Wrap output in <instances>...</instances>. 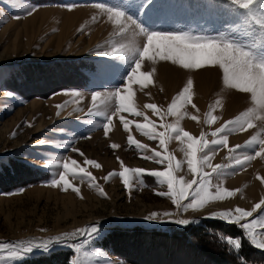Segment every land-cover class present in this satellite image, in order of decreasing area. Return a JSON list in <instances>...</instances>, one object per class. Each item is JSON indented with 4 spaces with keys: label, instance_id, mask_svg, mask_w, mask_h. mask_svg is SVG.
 Returning <instances> with one entry per match:
<instances>
[{
    "label": "rangeland",
    "instance_id": "374dc122",
    "mask_svg": "<svg viewBox=\"0 0 264 264\" xmlns=\"http://www.w3.org/2000/svg\"><path fill=\"white\" fill-rule=\"evenodd\" d=\"M101 2L107 7L99 8ZM108 7L125 13L120 18L123 31ZM128 16L149 31L224 38L264 59V0H257L250 10L232 0H0V179L4 185L0 184V244L6 245L0 246V264H18L58 250L69 251L70 264H211L206 253L217 259L214 249L219 251L220 245L238 251L236 239H243L264 263V249L256 247L239 225L208 218L236 207L251 211L261 203V209L241 223L250 224L258 242L264 240V155L254 156L258 146L248 145L252 136L264 140V121L254 118L255 127L227 133V146H214L209 153L213 166H223L212 175L209 193L215 195L219 186L235 195L210 200L203 208L184 211L169 196L159 195L168 192L167 185L151 175L130 173L127 188L119 175H110L122 171V163L148 172L163 171L165 165L151 159L154 152H162L172 157L174 167L180 164L174 175L193 179L185 157L186 140L181 142L172 133L165 152L158 140L136 128L137 123L147 125L145 131H163L159 125L170 124L198 140L203 136L211 145L213 139L222 138L213 137V132L248 109H255L256 116L264 115L250 93L223 83L218 65L184 69L159 59L141 62L140 71L152 73V83L146 87L131 83L134 111L113 115L117 107L113 94L120 88L127 95L124 84L134 66V57L118 50L146 42ZM74 63L83 64L87 75L80 86L65 80L72 76L67 67ZM185 87H189L191 103L179 116L166 115ZM94 93H100L95 102ZM148 104L157 105L159 114ZM107 116L112 123L106 135ZM121 117L130 122L127 129ZM152 124L157 128L152 129ZM129 135L146 149L130 146ZM112 144L120 147L113 149ZM201 155L198 151V159ZM86 159L101 167L86 164ZM237 159L243 163L237 165ZM72 160L93 177H68L79 193L50 183L53 177L58 179L63 163L71 165ZM13 162L22 166L16 171ZM25 167L33 170L31 179ZM204 171L211 173V168L206 166ZM190 202L191 198L181 199L180 205ZM153 212L156 219H146ZM180 219L192 222H174ZM205 221L234 226L240 235L207 228ZM90 226H97L98 233L77 231ZM200 227L210 236L205 243L209 248L189 235ZM153 230L178 237L169 239Z\"/></svg>",
    "mask_w": 264,
    "mask_h": 264
},
{
    "label": "snow or ice",
    "instance_id": "6c2138e0",
    "mask_svg": "<svg viewBox=\"0 0 264 264\" xmlns=\"http://www.w3.org/2000/svg\"><path fill=\"white\" fill-rule=\"evenodd\" d=\"M232 2L242 9L250 10L254 7L257 0H232ZM97 6L101 9L107 7L102 2L98 3ZM69 7L72 6L70 5ZM107 10L110 13H114L115 23L121 24V30L123 31L125 25L121 23L120 18L123 17L125 13L111 7H108ZM109 18L113 19L112 16ZM127 19L131 22V24L139 28L140 32L146 37V42L143 43L142 47H131L118 50L121 51L122 55L130 53L134 57V66L132 67L130 74L126 78V83L124 84V92H126L127 95L122 94L120 88L116 89L113 94L117 102V107L115 112H113V115L122 110H126L130 113L134 111L131 104V83L134 81L142 87H146L148 84L152 83V73L140 71L141 62L144 60L155 62L157 59L162 61H171L172 64H178L184 69H200L206 65H218L223 71V83L241 93H250L252 100L258 105L260 111L264 112V59L257 58L249 50H245L239 45L225 40L224 38L193 37L188 33L182 32L149 31L138 23L132 16H128ZM100 54L103 56L112 55V53L108 52H102ZM188 85H192L191 79L188 80ZM99 95L100 93H94L92 95V100L95 102ZM191 100L192 96L189 87H185L183 91L173 99L172 103L168 107L166 115H181V110L185 109V106L190 104ZM146 107L151 109L153 113L159 114L157 105L148 104ZM193 107H195V105H193ZM255 111V109L250 108L247 112L241 113L234 120L227 121L221 128H218L211 134L213 137L218 135L222 136L221 139H213L211 141V145L204 141L203 136L198 140L182 128L173 127L170 124L159 125L160 128L164 129L163 131H145L147 125L141 123L136 124V128L144 135L148 136L150 139L158 140L159 145L161 148L165 149V152L167 151L165 147L166 141L172 137V133L176 134L175 138L177 140H180L181 142L186 140L185 157L187 167L193 174V179L191 180L186 181L183 177H177L174 175V171L180 168V164H176L174 167L172 157L162 152H154L151 159L155 160L157 163L165 165V170L163 171L148 172L142 168L124 167L122 163L121 166L123 170L119 173H110V175H119L126 188L130 185V173L135 176H140L142 174L151 175L152 177L157 178L161 183H166L167 185L168 192H160L159 195L169 196L172 199L173 204L182 206L184 211H187L188 209L197 210L203 208L210 200H221L225 196L232 197L235 195L234 191H229L227 189L221 190L219 186H217L215 195L209 193L208 186L212 175L218 174L223 167L222 165L213 166L211 164V156L209 153L214 152V146H227V133L255 127L252 123L254 118L264 121V115L256 116ZM96 114L100 115L99 112ZM136 114L142 115V113ZM183 114L188 115L186 111H184ZM192 118L196 119L195 117ZM145 119H147V117H145ZM211 119L214 120L215 117H211ZM106 120L107 122L103 124V128L105 129V134L107 135L108 127L112 123L111 116H107ZM121 123L124 128L127 129L130 122L121 117ZM233 125L238 126V128L233 127ZM156 128L157 125L152 124V129ZM128 144L130 146H135L138 150L146 149L145 145H141L138 141H135L131 135L128 136ZM248 145L258 146L259 150L254 151V156L264 155V140L258 141L256 136H252L251 140L248 141ZM110 147L117 149L120 146L118 144H112ZM237 148H239V145ZM72 150L76 151L74 148ZM198 151L202 153L199 159L197 157ZM230 151H232V149H230ZM85 163L93 165L96 168L101 167V165L95 160L86 159ZM242 163L243 162L241 160H236L237 165H241ZM206 166L211 168V173L204 171ZM62 167L63 171L59 173L58 179L53 177L50 180L51 185H62L63 189L67 190L72 187L68 178L69 176L73 179H76L77 177L81 180L85 177L89 180L93 179L91 174L88 173L85 168L76 166L75 160L71 161V165L68 162L63 163ZM105 179H107V177ZM96 187L100 191V195L104 196L105 193L103 192V189H100L99 185H96ZM72 190L79 193L78 188L72 187ZM187 198H191V202L180 205L181 199ZM262 203H264V201H262ZM258 209H261V203H257L251 211L245 210L241 207H236L234 210L222 212L218 216L214 214L212 217L208 218H219L223 222L236 223L248 234V236L251 237V242L256 247L264 249V240L259 242L256 240L255 235L251 232L250 224L248 222L241 223V221H245L246 218L253 217V213ZM164 215L167 216L169 213H164ZM156 217L157 213L153 212L151 216L146 217V219L154 220ZM174 222L181 225H188L192 221L180 219ZM77 231H89L91 234H97L98 228L97 226H90L89 229ZM0 246L6 245L0 244ZM235 246L237 249L241 247L239 239L235 240ZM27 251L31 252L32 249L29 248Z\"/></svg>",
    "mask_w": 264,
    "mask_h": 264
},
{
    "label": "trees",
    "instance_id": "16d2710c",
    "mask_svg": "<svg viewBox=\"0 0 264 264\" xmlns=\"http://www.w3.org/2000/svg\"><path fill=\"white\" fill-rule=\"evenodd\" d=\"M35 2H43V1H54V0H33ZM83 64H79V63H74L71 67H67L69 68V74L71 72L72 76H67V78L65 80L66 83H68L69 85H82L85 84L87 81V75L82 71ZM13 87L19 89V84H16L15 80H11ZM82 83V84H79ZM11 84V85H12ZM22 165L18 164V163H14L13 162V167L15 168V170L17 171L18 167H21ZM25 170L28 172V177L27 179H31L32 177V169L29 167H25ZM20 184H23L24 181H20ZM0 184L1 186L3 185V181L0 179ZM15 185H20V184H16V182H14ZM205 224L207 226V228H213L215 230H222L224 231L226 234H229L230 236H234V235H240L239 230L231 225H224L221 223H218L216 221H205ZM194 230V228H193ZM196 233L194 234V232H192L193 234H189L192 236L193 240H199L202 244V247H208L205 243L208 241L207 239L210 237L207 235V233H205L206 231L204 229H202L201 227L195 230ZM153 232H155L157 235L162 236V237H167L169 239H175L176 237H178V235H174L172 232L170 234L164 232V231H160V230H153ZM198 232V233H197ZM221 248H218L219 251H217L216 249H214V252L217 255V259L211 258L209 256V253H206V260L212 263H216L217 264H264L263 261H261L262 259H257L258 257V253L255 252L251 247H249V245L243 240L241 239V247L239 249H237L238 251H227L225 249V247H223L222 245H220ZM113 247H115V251L118 250V246L114 245L113 243ZM214 247V246H213ZM204 249V248H203ZM213 251V250H212ZM202 252V251H201ZM209 252H211V250L209 249ZM203 255V254H202ZM264 255V253H263ZM68 256H69V251H65V250H58V251H54L52 253H50L49 255H40L38 257H31L26 259L25 261L18 263V264H55L57 262V264H70L68 262ZM58 260V261H57Z\"/></svg>",
    "mask_w": 264,
    "mask_h": 264
}]
</instances>
